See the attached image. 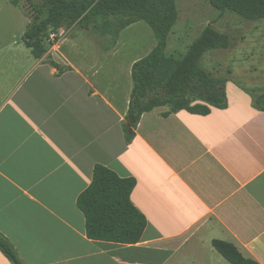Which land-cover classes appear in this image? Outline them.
<instances>
[{
    "label": "crops",
    "instance_id": "1",
    "mask_svg": "<svg viewBox=\"0 0 264 264\" xmlns=\"http://www.w3.org/2000/svg\"><path fill=\"white\" fill-rule=\"evenodd\" d=\"M30 23L0 0V234L22 263L230 264L213 247L221 241L264 264V112L253 91L228 81V107L207 116L157 108L127 143L132 67L156 45L133 57L120 37L73 27L37 59ZM96 165L136 180L139 243L87 236L77 201ZM0 264H13L1 250Z\"/></svg>",
    "mask_w": 264,
    "mask_h": 264
},
{
    "label": "trees",
    "instance_id": "2",
    "mask_svg": "<svg viewBox=\"0 0 264 264\" xmlns=\"http://www.w3.org/2000/svg\"><path fill=\"white\" fill-rule=\"evenodd\" d=\"M29 2L34 11L24 42L37 59L47 53L45 43L52 44L50 34L61 28L90 30L93 26L103 38L110 36L112 41L138 22H145L152 29L156 46L132 67L133 90L123 124L127 143L135 138L142 116L157 108L168 107L170 110L165 116L182 110L207 116L213 108L228 107L226 84L229 79L215 77L203 68L202 62L212 52L228 50L232 37L209 25L183 58L168 57L169 36L179 20L177 0ZM13 4L19 6L20 0H13ZM210 4L222 14L230 13L245 21L264 20V0H210ZM50 63L62 71L59 65ZM252 97L254 108L264 112V93H254ZM130 119L134 120L132 131L128 128ZM136 185L134 178H121L107 167L95 166L92 184L77 201L90 239L128 245L141 241L147 219L131 201ZM213 247L230 264H258L243 257L229 243L214 241ZM0 250L13 264H23L14 247L1 234Z\"/></svg>",
    "mask_w": 264,
    "mask_h": 264
},
{
    "label": "rangeland",
    "instance_id": "3",
    "mask_svg": "<svg viewBox=\"0 0 264 264\" xmlns=\"http://www.w3.org/2000/svg\"><path fill=\"white\" fill-rule=\"evenodd\" d=\"M20 4L29 18L32 17L34 10L29 0H20ZM177 7L179 20L169 36L168 57L183 58L205 28L213 25L232 37V45L228 50L206 56L203 68L215 77L229 79L253 93L264 92V20L251 22L230 13L222 14L211 6L210 0H177ZM13 11L16 10L13 8ZM81 33L79 27L74 31V35ZM99 35V32H91V37L97 40ZM119 37L123 46H127L123 49L124 55L130 53L133 57L140 54L142 45L153 48L157 43L152 29L145 22L128 27ZM106 39L112 41L110 36Z\"/></svg>",
    "mask_w": 264,
    "mask_h": 264
},
{
    "label": "built area",
    "instance_id": "4",
    "mask_svg": "<svg viewBox=\"0 0 264 264\" xmlns=\"http://www.w3.org/2000/svg\"><path fill=\"white\" fill-rule=\"evenodd\" d=\"M67 32L66 28H61L56 32H52L50 34L49 42L52 44L59 43L67 35Z\"/></svg>",
    "mask_w": 264,
    "mask_h": 264
},
{
    "label": "water",
    "instance_id": "5",
    "mask_svg": "<svg viewBox=\"0 0 264 264\" xmlns=\"http://www.w3.org/2000/svg\"><path fill=\"white\" fill-rule=\"evenodd\" d=\"M134 124V120L133 119H130L129 120V123H128V128L130 131H132V125Z\"/></svg>",
    "mask_w": 264,
    "mask_h": 264
}]
</instances>
